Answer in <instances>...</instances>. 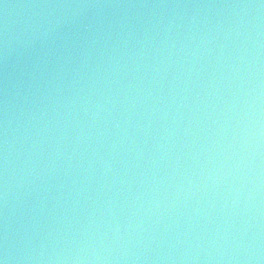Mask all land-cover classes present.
Returning a JSON list of instances; mask_svg holds the SVG:
<instances>
[{
    "label": "water",
    "instance_id": "water-1",
    "mask_svg": "<svg viewBox=\"0 0 264 264\" xmlns=\"http://www.w3.org/2000/svg\"><path fill=\"white\" fill-rule=\"evenodd\" d=\"M0 264H264V0H0Z\"/></svg>",
    "mask_w": 264,
    "mask_h": 264
}]
</instances>
